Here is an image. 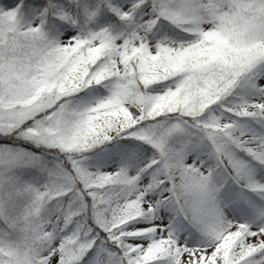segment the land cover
Segmentation results:
<instances>
[{
	"label": "snow or ice",
	"instance_id": "1",
	"mask_svg": "<svg viewBox=\"0 0 264 264\" xmlns=\"http://www.w3.org/2000/svg\"><path fill=\"white\" fill-rule=\"evenodd\" d=\"M0 264H264V0H0Z\"/></svg>",
	"mask_w": 264,
	"mask_h": 264
}]
</instances>
